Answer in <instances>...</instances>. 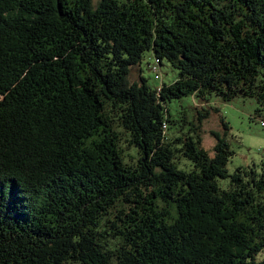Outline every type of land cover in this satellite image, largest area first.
<instances>
[{
	"label": "trees",
	"instance_id": "trees-1",
	"mask_svg": "<svg viewBox=\"0 0 264 264\" xmlns=\"http://www.w3.org/2000/svg\"><path fill=\"white\" fill-rule=\"evenodd\" d=\"M146 51L178 77L131 81ZM212 93L264 112V0H0V264H264V161L203 147Z\"/></svg>",
	"mask_w": 264,
	"mask_h": 264
},
{
	"label": "rangeland",
	"instance_id": "rangeland-1",
	"mask_svg": "<svg viewBox=\"0 0 264 264\" xmlns=\"http://www.w3.org/2000/svg\"><path fill=\"white\" fill-rule=\"evenodd\" d=\"M154 56L150 51H146L138 67H132L131 81H140L143 77L152 87H159L162 83L170 84L178 77V70L173 68L167 61L163 60L160 65L152 64L150 69L147 63L154 61ZM155 67L160 74V79L155 78ZM207 106L215 108L210 110L208 118L203 122L202 145L210 150L214 144V137L210 131H218L223 135L234 154L227 163V170L232 173L239 166H254L260 169L264 161V112L261 115L255 114L257 102L254 98L235 96L229 100H224L214 93L207 96ZM193 104L195 105L193 107ZM202 107V103L192 96H184L175 99L167 104L169 112L175 118L183 113L191 115L193 108ZM226 122L227 128L222 124ZM225 184L226 179L220 180Z\"/></svg>",
	"mask_w": 264,
	"mask_h": 264
},
{
	"label": "built area",
	"instance_id": "built-area-1",
	"mask_svg": "<svg viewBox=\"0 0 264 264\" xmlns=\"http://www.w3.org/2000/svg\"><path fill=\"white\" fill-rule=\"evenodd\" d=\"M154 69H156L155 67H153ZM157 76V75H156Z\"/></svg>",
	"mask_w": 264,
	"mask_h": 264
}]
</instances>
